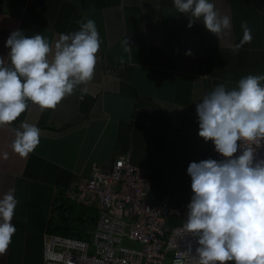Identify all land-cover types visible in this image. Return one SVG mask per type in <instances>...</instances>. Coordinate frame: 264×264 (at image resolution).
Masks as SVG:
<instances>
[{"label": "crops", "instance_id": "obj_1", "mask_svg": "<svg viewBox=\"0 0 264 264\" xmlns=\"http://www.w3.org/2000/svg\"><path fill=\"white\" fill-rule=\"evenodd\" d=\"M214 4L231 18L219 39L202 22L188 27L172 0H0V56L17 28L40 31L54 44L60 33L78 29L77 20L91 18L100 35L91 80L54 108L28 101L13 122L0 125V194L14 188L18 201L16 231L0 264H44L46 236L73 203L67 190L92 162L109 166L131 152L135 164L151 170L158 199L167 196L177 207L190 197L187 164L215 158L211 140L197 134L195 104L219 83L231 88L241 76L264 73V0ZM243 20L252 39L233 52ZM21 120L40 129L39 143L23 157L11 147Z\"/></svg>", "mask_w": 264, "mask_h": 264}, {"label": "clouds", "instance_id": "obj_2", "mask_svg": "<svg viewBox=\"0 0 264 264\" xmlns=\"http://www.w3.org/2000/svg\"><path fill=\"white\" fill-rule=\"evenodd\" d=\"M172 4L177 13L186 14L188 27L202 22L218 39L231 28L230 16L220 14L214 0ZM76 23L78 29L60 33L54 44L40 31L27 35L17 28L6 37L7 53L0 56V125L13 122L28 101L42 110L54 108L92 79L100 35L93 19ZM240 27L233 52L252 39L246 20ZM122 43L128 51L127 37ZM80 91L82 99L86 89ZM195 112L197 134L211 140L223 158L187 164L192 192L182 231L195 237V248L189 241L186 252L196 264H264V157L254 156L264 143V73L241 76L231 88L215 85L198 99ZM12 134V150L22 157L39 143V127L27 120L13 126ZM17 203L14 188L0 194V252L16 231L12 217Z\"/></svg>", "mask_w": 264, "mask_h": 264}, {"label": "built area", "instance_id": "obj_3", "mask_svg": "<svg viewBox=\"0 0 264 264\" xmlns=\"http://www.w3.org/2000/svg\"><path fill=\"white\" fill-rule=\"evenodd\" d=\"M254 156L264 157V143ZM67 195L76 205L97 209L98 219L86 227V237L49 233L44 264H196L186 252L189 241L194 250L195 237L182 231L190 197L177 207L167 196L158 199L151 170L135 164L131 152L109 166L92 162Z\"/></svg>", "mask_w": 264, "mask_h": 264}, {"label": "rangeland", "instance_id": "obj_4", "mask_svg": "<svg viewBox=\"0 0 264 264\" xmlns=\"http://www.w3.org/2000/svg\"><path fill=\"white\" fill-rule=\"evenodd\" d=\"M91 212L85 210H69L62 213V216L60 217L59 226L62 229H59L57 231L64 233V234H74L73 231L75 230V233L82 230L85 232V228H91L93 225V219ZM58 226V227H59ZM90 226V227H89ZM229 264H232L231 261H229Z\"/></svg>", "mask_w": 264, "mask_h": 264}, {"label": "trees", "instance_id": "obj_5", "mask_svg": "<svg viewBox=\"0 0 264 264\" xmlns=\"http://www.w3.org/2000/svg\"><path fill=\"white\" fill-rule=\"evenodd\" d=\"M77 208H81V210H83V212H85V210L91 212V215H92V218L91 219H93L92 220L93 221V224H92L93 226L91 228H93L95 226L96 222H97V219H98V214H97L98 211L95 208H86V207H82V206L76 205L75 203H69L66 208H63L62 210H60V213L61 214H60L59 218L62 216V213L63 212H66V211H69V210H72V209L73 210L74 209L76 210ZM58 221H60V220H58ZM59 229H62V228L59 226L57 229H54L53 232H55V233H61V232L57 231ZM73 233L74 234H65V235H72V236H77V237H86V234H84V231H82V230L78 231L77 233H75V230H74ZM61 234H64V233H61Z\"/></svg>", "mask_w": 264, "mask_h": 264}]
</instances>
